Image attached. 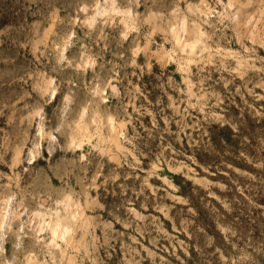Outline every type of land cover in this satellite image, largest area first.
I'll list each match as a JSON object with an SVG mask.
<instances>
[{
    "label": "rangeland",
    "instance_id": "374dc122",
    "mask_svg": "<svg viewBox=\"0 0 264 264\" xmlns=\"http://www.w3.org/2000/svg\"><path fill=\"white\" fill-rule=\"evenodd\" d=\"M0 218V264H264V0H0Z\"/></svg>",
    "mask_w": 264,
    "mask_h": 264
},
{
    "label": "bare ground",
    "instance_id": "6f19581e",
    "mask_svg": "<svg viewBox=\"0 0 264 264\" xmlns=\"http://www.w3.org/2000/svg\"><path fill=\"white\" fill-rule=\"evenodd\" d=\"M183 29H184V31H185V24H183V27H182ZM181 32H182V30H180ZM183 31V32H184ZM183 34V33H182ZM180 36V35H179ZM182 36V35H181ZM198 40H200V38H198V39H196V40H194V41H192L193 43L192 44H196L197 43V41ZM79 215V213L78 212H73V216L74 217H77ZM1 226H2V220H1V218H0V228H1ZM52 230L55 232V233H57V234H59V235H61V236H66V235H68L69 233H70V225L69 224H67V223H62V224H60V225H56V226H54L53 228H52Z\"/></svg>",
    "mask_w": 264,
    "mask_h": 264
}]
</instances>
